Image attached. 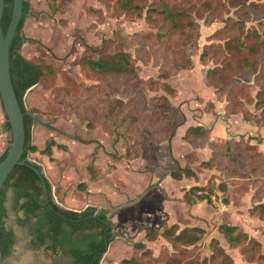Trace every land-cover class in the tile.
Here are the masks:
<instances>
[{
  "label": "rangeland",
  "instance_id": "1",
  "mask_svg": "<svg viewBox=\"0 0 264 264\" xmlns=\"http://www.w3.org/2000/svg\"><path fill=\"white\" fill-rule=\"evenodd\" d=\"M27 1L30 10L22 31L28 39L21 53L31 61L47 64L50 75L27 91L23 102L27 108L36 107L35 114L52 125L33 120L30 139L38 149L27 156L41 165L51 183L54 201L64 207L78 209L91 204L107 212L128 203L109 217L115 233L99 264H121L123 257L132 254L135 241L151 248L153 258L147 264L172 253V244L165 236L148 240L141 227V223L158 225L163 219L170 225L166 213L175 218L178 230L192 225L205 230L187 246L186 257L214 264L215 248L210 245L214 238L232 258V264H264V217L250 213L256 203L252 199L255 186L264 196V164L248 154H226L221 160L229 169L202 167L200 162L206 155L195 147L207 145H191L193 149H189L182 139L187 126L195 124L201 113L212 114L215 101L209 109L205 105L214 93L217 100L225 102V109V96L217 97L215 87L208 82L210 69L222 66L221 59L212 55L202 61L200 53L205 44H224L225 35L220 30L228 16H233L234 8L220 0H180L182 18L195 23L183 34L162 27L160 21L147 20L146 6L142 15L136 16L120 10L114 0ZM258 20L251 18L246 25L260 28ZM121 53L129 57L131 73L93 71L81 61L93 58L108 62ZM233 74L232 69L229 79ZM252 77L248 89L254 97L258 87ZM66 84L74 89L68 96L61 91ZM198 101L203 104L195 105ZM100 104L110 106L108 113ZM245 107L252 114L250 120L258 123L260 109L249 102ZM151 111L169 120L168 125L158 121L153 130L166 128V138L152 139L148 125L141 121L140 116L144 118ZM49 138L66 144V148L54 144L52 158L40 152ZM9 142L10 135L7 145ZM177 167H190L197 176L173 180L169 172ZM230 168L249 175L239 173L242 176L235 177ZM205 183L212 185L210 203L197 200L185 207L183 192L193 184ZM180 192L181 197H177ZM197 203L198 209H194ZM5 204V225L13 229L15 242L0 264H70L68 255L51 257L42 246L31 245L29 226L17 222L22 211L15 213L11 208L10 192ZM189 218L195 224L188 222ZM222 223L237 225V230L259 242V249L251 252L242 243H230L218 229Z\"/></svg>",
  "mask_w": 264,
  "mask_h": 264
},
{
  "label": "trees",
  "instance_id": "2",
  "mask_svg": "<svg viewBox=\"0 0 264 264\" xmlns=\"http://www.w3.org/2000/svg\"><path fill=\"white\" fill-rule=\"evenodd\" d=\"M55 1V0H51ZM223 5L233 7V16H228V21L221 28L220 33L225 35L224 44H205L200 53V59L205 61L208 56H218L222 66H215L209 71L208 82L215 87L217 97L225 96L226 104L224 113L234 114L242 112V117L246 120L251 118V112L245 107V103H253L254 107L260 109L258 123H264V0H220ZM116 6L129 15H142V9L146 6L145 17L149 21H160L161 26H167L170 31L187 33L188 28H193L195 23L192 20H184L181 11L178 9L180 0H114ZM13 0H3V10L1 15V26L5 32L12 12ZM93 9V7H89ZM30 5L27 0H23V8L20 20L16 27L14 36L10 42L9 64L10 75L13 87L23 112L25 127L24 151L21 155L22 163L16 164L0 189V259L10 255L15 242V234L11 227L5 225L7 215L6 200L8 192L11 193V208L17 213L22 211V216H18L17 222L20 225H28L31 234L30 243L34 248L43 247L44 252L51 257L65 254L70 259V264H99L103 254L107 251L108 245L114 236V221L106 216L104 208H97L94 205L74 209L64 207L54 201L52 186L46 176L39 174L40 164L28 158V152H34L38 148L31 142L30 129L34 120V114L38 112L36 107L27 108L23 102V96L27 89L37 84L49 74V66L40 62L31 61L21 53L22 44L28 39L22 31L26 15L29 13ZM96 10V9H95ZM251 18H258L262 25L258 28L247 26L246 21ZM166 28V27H165ZM219 33V30H218ZM157 36V34H156ZM93 71H110L116 73H131L133 68L129 66V57L123 53L116 56L111 61L94 60L88 58L81 60ZM233 69V78L228 77L229 71ZM50 75V74H49ZM102 75V74H101ZM253 76V77H252ZM68 77V76H67ZM258 87L253 97L248 87L250 79ZM70 78V77H68ZM71 80V79H68ZM73 84V83H72ZM61 91L64 95H70L74 90L71 84H66ZM74 86V84H73ZM53 92L57 101L61 98ZM134 104L137 100L133 101ZM132 101L127 104L130 106ZM212 101L206 102V108L212 105ZM101 105V104H100ZM102 106V105H101ZM110 106H102V110L108 113ZM94 119H96L94 117ZM141 121L147 126L152 134V139H164L168 136L166 128L154 130V125L158 121H164L168 125L169 120L158 111H151ZM143 124V123H142ZM4 126L10 133L9 123L5 116ZM131 127L132 124H131ZM150 127V128H149ZM153 134H156L153 136ZM10 139H11V134ZM182 139L193 146L207 145L211 149V154L200 162L202 167L229 169L223 165L224 159L221 157L248 154L249 158L257 159L264 164V155L258 149L256 143H251L249 139L242 137H210V128L202 124H191L185 129ZM56 144L58 147L66 148V144H57L53 138L45 141V146L40 150L42 154H47L52 158L51 147ZM9 145V144H8ZM0 155V160L5 155L8 148ZM238 153V154H236ZM263 156V157H262ZM263 158V159H262ZM237 167V166H235ZM235 177L239 173L249 175L241 170L230 168ZM174 179L181 177H196V172L190 167H177L169 172ZM231 174V175H233ZM242 176V175H239ZM246 178V177H242ZM262 189L254 188L252 199L256 201L250 208V213L264 217V196ZM212 185L193 184L183 193V199L187 203H194L197 200L211 201ZM148 240H154L159 235L165 236L173 247V252L157 259V264H203L198 258L186 257L187 246L195 243L204 233V228L198 225L185 226L178 230L177 224L167 225L162 220L158 226L141 223ZM218 229L232 244L242 243L251 252L257 251L259 242L246 234L242 230H237V225L222 223ZM210 245L215 248L213 254L217 258L214 264H232V258L225 250L218 245L216 239L212 238ZM133 252L128 257L120 260L121 264H147L152 257L151 248L143 241H135L132 245ZM155 263V264H156Z\"/></svg>",
  "mask_w": 264,
  "mask_h": 264
},
{
  "label": "water",
  "instance_id": "3",
  "mask_svg": "<svg viewBox=\"0 0 264 264\" xmlns=\"http://www.w3.org/2000/svg\"><path fill=\"white\" fill-rule=\"evenodd\" d=\"M23 8V0H13L12 12L9 23L5 32L2 29L0 22V102L2 104L5 116L9 123L11 139L5 155L0 160V189L6 180L12 168L23 161L20 159L24 151L25 143V127L23 120V112L20 107L18 98L16 96L11 75L9 64V49L12 37L15 34L16 27L20 20ZM3 10V0H0V20ZM31 86L28 90H30ZM26 91V92H27ZM25 92V93H26ZM34 120L41 122L44 125L51 126L48 122L40 119L34 114ZM39 174L45 176L43 169L36 170ZM128 203L119 204L106 212V216L110 217L111 214L123 207ZM105 254V253H104ZM103 254V256H104Z\"/></svg>",
  "mask_w": 264,
  "mask_h": 264
},
{
  "label": "crops",
  "instance_id": "4",
  "mask_svg": "<svg viewBox=\"0 0 264 264\" xmlns=\"http://www.w3.org/2000/svg\"><path fill=\"white\" fill-rule=\"evenodd\" d=\"M209 100H211L213 102L215 101L214 102V111L212 112V114H210L207 111H204V113H201L199 115L200 117L198 118V120L195 121V124H202L204 126L210 127V137L211 138H215L218 136L239 138L241 136H244V137H246L245 139H249V141L251 143H256L258 149L262 152L261 149H264V125L258 124L256 120H253V121L250 119L246 120L242 117V115L240 116L239 113L229 114V115L225 116L224 115V103L225 102L221 101V100H217L215 93L212 96V98ZM202 104H203L202 102H199L198 104H195V105L199 106ZM197 106H194V107H197ZM187 110L189 111L188 105H187ZM211 118H213V119L210 120ZM224 118L227 119L228 122H226L224 120ZM4 121H5V113H4L2 104L0 102V155L2 154V152L5 150V148L7 146L8 135L10 134L4 126ZM227 125H228V128H226ZM239 134H244V135H239ZM256 135L261 136V137L257 140L256 138H254ZM189 149H193V147L190 145ZM195 149H199L201 152L203 151V153L206 155V158L209 155L210 149L208 146H205L202 148L201 147H195ZM262 154L264 155V152H262ZM206 158H204V159H206ZM170 171H172V170H170ZM169 176L172 177L170 174H169ZM173 180H176V179L173 178ZM180 194H181V192L179 193V195H177V197H181ZM181 200L183 202L182 201H179V202H182V203L185 202L184 205L186 207L187 202L184 201L183 194H182ZM198 201H203V200H198ZM198 201H196V202H198ZM196 202H194V203H196ZM86 205H84V206H86ZM198 205H199V203H197L196 205L194 204L193 208L198 209ZM84 206H82V207H84ZM82 207H80V208H82ZM165 215L169 216V219L172 222L171 224H174V223L176 224L175 218L172 219L168 213H166ZM187 217L188 216H186V217L184 216V218H186V219H187ZM188 222H192V220L189 218ZM192 224H195V223L192 222ZM158 225H154V226H158ZM184 225H186V224H184Z\"/></svg>",
  "mask_w": 264,
  "mask_h": 264
}]
</instances>
